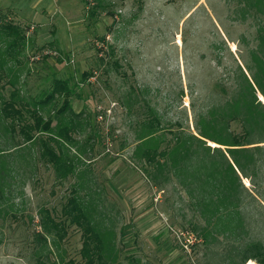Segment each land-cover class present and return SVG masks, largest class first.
Listing matches in <instances>:
<instances>
[{
  "label": "rangeland",
  "instance_id": "obj_1",
  "mask_svg": "<svg viewBox=\"0 0 264 264\" xmlns=\"http://www.w3.org/2000/svg\"><path fill=\"white\" fill-rule=\"evenodd\" d=\"M94 4L0 0V25L10 23L25 33L22 51L13 59L3 54L8 39L0 36L6 79L14 81L25 100H36L56 80H65L75 90L73 112L89 118V127L73 135L76 145L69 151L72 157L79 152L76 147H84L83 162H75V174L65 180L59 181L40 159L37 141L19 154L0 157L5 166L0 208L6 211L0 213V264L69 259L79 264L80 231L68 227L59 241L53 231H42L39 210H52L60 219L71 188L83 180L79 194L97 206L103 225L115 226V264H215L218 256L211 250L221 255L224 249L202 242L204 222L184 189L175 181L157 187L148 178L149 165L132 156L135 133L148 112L165 128L159 150L171 144L169 130L176 124L193 131L194 112L224 97L228 76L237 65L249 64L257 44L256 15L239 21L235 4L226 0ZM10 92L6 86L0 95L6 98ZM57 100L56 107L61 105ZM21 141L0 131L1 149Z\"/></svg>",
  "mask_w": 264,
  "mask_h": 264
},
{
  "label": "trees",
  "instance_id": "obj_2",
  "mask_svg": "<svg viewBox=\"0 0 264 264\" xmlns=\"http://www.w3.org/2000/svg\"><path fill=\"white\" fill-rule=\"evenodd\" d=\"M84 1L101 5V0ZM226 1L235 4L233 14L239 21L252 13L256 15L257 44L250 50L249 64L237 65L232 76H228L230 86L224 97L194 112L193 131L176 124L175 130H169L171 144L161 150L165 128H160L155 113L148 112L138 123L132 156L149 165L150 169L145 171L155 186L175 181L187 192L191 207L204 222L199 228L202 242L225 251L220 255L211 250L214 257L218 256L215 264H264V0ZM0 36L8 39L3 51L6 57L13 59L21 53L25 33L20 27L1 24ZM1 62L0 93L6 86L11 87V92L6 98L0 95V131L11 140L18 136L22 141L9 149L0 148V157L5 160L11 152L19 154L26 144L37 141L40 159L54 169L59 181L74 175L75 162H83L84 147H76L79 152L69 156L76 145L73 135L89 127V118L72 110L74 88L65 80H56L36 100H25L14 81L3 75ZM57 99L61 105L56 107ZM4 167L3 163L0 203ZM75 187L61 207L60 219L52 210H39L42 231H53L61 241L67 228L74 226L82 240L79 264H115L114 224L110 223L113 228L103 225L97 206L79 194L85 187L84 180ZM1 212L6 211L0 208ZM258 233H262L261 237ZM40 236L46 243L44 235ZM61 261L78 264L72 259Z\"/></svg>",
  "mask_w": 264,
  "mask_h": 264
}]
</instances>
